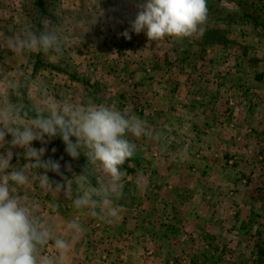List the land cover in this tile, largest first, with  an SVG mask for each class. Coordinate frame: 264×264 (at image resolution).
Here are the masks:
<instances>
[{
    "label": "crops",
    "instance_id": "1",
    "mask_svg": "<svg viewBox=\"0 0 264 264\" xmlns=\"http://www.w3.org/2000/svg\"><path fill=\"white\" fill-rule=\"evenodd\" d=\"M93 1V6L96 7L95 10L105 15L99 19V23L106 22L108 25L111 23V27L114 28L125 26V28L130 29L129 32L132 38L129 41V49L143 42L142 51L153 56V73L144 76L139 73L138 69L131 70L130 68L129 71L135 72L137 75V78L132 79L135 88L131 90L129 95L123 93L120 97L126 96L132 99V96L136 99L130 117L142 120L147 130L146 135L136 137L133 140V144L135 142L136 146L134 154L137 159L144 156L151 161L153 167L150 168L147 165L145 173L147 181L152 184V187L144 195V198L150 199L153 203V200L157 197L155 193L159 195L158 192L162 193L164 190L167 193L161 195L160 198L157 197L156 200H159V202L155 207L160 209L157 205L163 199L166 200L168 210L171 207H178V209L176 212L169 211L164 215L161 211L146 214L147 223L150 220L151 222L157 221V224L160 221L165 223L167 220L168 225L166 224V226L165 224L163 226H131L132 220L137 225L136 218L132 219V217L129 218L130 226H116V220L107 219L108 201L97 194V208L102 212L100 215L104 214L103 218L107 220L109 226H81L83 231L75 233L68 229V225L73 220L79 222L78 215L75 218H68L67 223V220L63 221L61 219L60 214L63 209L70 208L72 202L70 200L82 193V188L76 192L77 195H75V191L66 194L64 188L60 189L57 185L66 187L68 180V183L72 185L71 178H66L67 176L63 172L64 175L59 177L54 171L47 170L48 175L46 169L33 168V175L31 174L32 177H29L27 186L32 184L31 186L37 187V194L41 200L38 202L40 212L43 216L50 214L53 217L50 225L54 236L70 242L71 251L65 264H260L256 260L260 255V247H263L264 250V220H261L263 224L259 222V226L254 224L258 216H264V169L258 170V167L255 168L256 165L253 166L252 158H255V163L258 160H264V142L257 141L255 144L256 140L250 137L254 134L252 128L245 130L244 128L249 124H246L244 120L241 124L235 126H232V124L229 126L222 125L219 121L221 115L218 116L212 110H209L210 112L203 110L206 103L213 102L216 98L213 95H200L197 93L194 94L193 102L199 109L194 111L193 115L192 112L190 113L193 119H197V121L190 126L189 130L195 132L198 136L192 142L188 140L185 125L187 115L185 110L182 109L185 108V99L187 101V95L184 94V91H186L184 79L180 80L179 78L174 82L176 88L179 86V89L183 90H181V93L178 91V99L175 98V100L164 92L162 93L165 97L157 100V94L161 91L155 88L158 83L157 80L163 82L155 75L158 69H165L166 71L170 68L178 71L184 69V66L179 68V63H177L176 54L179 51V45L177 46V42L173 43L171 41L176 39V36H166L163 38L164 40L155 41L150 40L145 32L135 34L131 31V22L142 10L140 8L142 0H132L131 8L128 1L126 3L111 2L112 0ZM69 2L74 5H71L73 8L71 11L76 16V21L78 23L85 21L82 14L89 15L86 12L90 11L91 8L82 0L78 2L70 0ZM4 13L7 14V12L0 11L1 29L7 25ZM113 13L116 17L113 16ZM115 20L117 22H114ZM4 31L5 29H3ZM104 44H106L105 41ZM108 49L110 48L105 47L104 51L107 52ZM6 50L3 51L5 57L1 59L2 61L6 59V52H11L10 48H8V51ZM172 53H174L173 56H171ZM159 57L163 60L159 61ZM106 63L110 62H103L101 71L104 75H109L107 72L110 71V67ZM124 68L125 66L122 65L120 70ZM116 77L119 78L117 75ZM168 100L177 101L179 105L175 109L168 108V104L166 108L155 105ZM140 102L142 105L138 106ZM180 103L184 105H180ZM36 105L39 106V104ZM201 115L205 119L203 122ZM243 129L245 135H247L244 140L242 139ZM235 136H238L237 141L240 142L232 143ZM11 139V136L6 138L7 141ZM196 141L197 144L194 143ZM245 143L251 147L245 149ZM47 147L49 152L47 155L50 157L53 146L47 143ZM252 147L254 148L252 149ZM16 148L19 149V147L12 148L10 144L5 143L0 151L3 149L2 152L6 154L8 150ZM228 153L237 154V157L234 158L235 165L231 167L239 168L240 171L246 170L249 174L248 181L245 180V182L250 186L256 180L261 187L258 190L261 193H257V195L255 193L257 191L254 192L249 186L244 187L246 190H244V194L240 199V205L238 202H231L232 197L227 195L228 191H233L230 189L231 178L229 175L234 172V168L231 169L229 163H227L228 158L232 155ZM14 156L12 164L18 170L23 166L19 162V158H14ZM44 160L48 161V159ZM73 161L74 158L70 156L66 164L61 165V168L68 172V165H73ZM25 164L27 163L25 162ZM128 165L131 168L136 167V171L133 173L140 172L139 163L134 165V162L130 161ZM43 173L47 174L50 180L49 186L45 188L40 186L39 179L40 174L43 175ZM61 177H63L62 180ZM56 180H59V182ZM158 183L163 185L160 190L157 189ZM24 189L25 186L18 190L22 196L28 194L27 190L24 191ZM41 189H44L43 196L39 191ZM46 194L48 196L61 194L60 197L63 200L51 201L52 206H50L44 203ZM134 196L136 200L140 197L137 192L134 193ZM213 199L223 200L220 202L223 206L214 202ZM138 206L140 205L135 203L133 207L128 208L137 209ZM152 206H154V203ZM236 207L238 208L237 211L235 210ZM120 208L122 207L117 206L116 209H119L120 212ZM235 211L237 215H241L242 212L247 216L250 215L248 226H231L228 224L232 213ZM252 212H254L253 216ZM103 218L97 219V222L102 221ZM173 223L178 226H174ZM49 245L53 252L46 254L43 251L40 253L42 257L57 255L51 241Z\"/></svg>",
    "mask_w": 264,
    "mask_h": 264
},
{
    "label": "rangeland",
    "instance_id": "2",
    "mask_svg": "<svg viewBox=\"0 0 264 264\" xmlns=\"http://www.w3.org/2000/svg\"><path fill=\"white\" fill-rule=\"evenodd\" d=\"M69 1L70 0H63L62 2H56L54 12L59 16L61 22L58 21L55 23H49L51 27L48 28V30H55L63 37V41L61 43L63 49L62 53L66 52L67 55H65L67 58L71 62H75V64L80 68L81 72L85 76L93 81L100 80L106 84L107 87L105 95L100 100L98 105L102 104L106 106H114L116 109L126 113L130 117V112L133 109L136 99L132 96V99L126 96V98L120 97L121 92L125 95H129L131 90H134L135 88V83L132 81V79L137 78V75L135 72L129 71V69H138L139 73L144 76H146V74L153 73V56L145 54L142 51L143 42L142 44L138 43L136 46L132 48L130 47L131 49H129L130 40L126 39L122 34L125 31H129L130 29L125 28V26L114 28L111 27V23L108 25L106 22L99 23V19L105 15L100 14L97 10H95L96 7L93 6V0H82L91 9L90 11L86 12L89 15L82 14V18L85 21H81V23L76 21V16L71 11L73 9L71 7L73 3H70ZM78 1L80 0H75V2ZM101 1L98 0L97 2ZM114 1H120L123 3L128 1V3H130V8L132 7V0H112L111 2ZM141 2L143 3L145 0H142ZM26 3L27 0H0V11L7 12V14L4 13V19L7 23V25L3 27L5 31L3 32V29L0 28V110L4 109L3 96L7 92L8 88L13 84L15 78L19 77L20 75H29L32 73L33 63L30 53L34 51L14 52L11 50V52L8 53V48H10V39L16 35L28 31L23 13ZM113 16L116 17L115 13H113ZM114 22L117 21L115 20ZM204 30L205 26H199L198 31L193 35L178 38L176 36V39L171 40L173 43L177 42V46L179 45V51L176 54L177 60L179 61H177V63H179V68L184 66V69H182V71L173 69L171 70V68L168 71L165 69H158V71L155 72V75L163 81L160 82L157 80L158 83L155 86L157 90L161 91L157 94V100L163 99L165 97L162 92H164L169 97H173L174 100L175 98L178 99V91L181 93L182 89L180 90L179 86L176 88V83L174 82L179 78L180 80L184 79V83L186 84V91H184V94L187 95V101L185 99V108L182 109L185 110L187 115V119H185V125L187 129L186 137L188 140H191L192 142V140L198 136L195 134V132L189 130L190 126H192L193 123L197 121V119H193L191 116V114L193 115L194 111H198L199 109H197L193 102L194 94L197 93L200 95H213L216 98L213 102L206 103L203 110L208 112H210L209 110H212V112H216L218 116L221 115L219 121L222 125L229 126L232 124V126H235L241 124L242 120H244L246 121V124H249V126H246L244 129L248 130L252 128V133L254 134L250 137L256 140L255 144L257 141L264 142L263 41L257 40L252 35L242 34L240 29H235L229 34L231 41L226 45L215 44L213 46H208L205 51H200L198 42L201 39V34H203ZM104 41L106 44H104ZM105 47L110 49H108L106 52L104 51ZM4 50L8 52H6V59L2 61L1 59L5 57V52H3ZM173 54L174 53H172L171 56H173ZM161 57L158 58L159 61L163 60ZM106 61L110 62L106 63L110 67V71L107 72L109 75H104V73L101 71L103 62ZM122 65L125 66V68L120 70ZM116 75L119 76V78L116 77ZM154 77L155 76L153 75V78ZM188 85L191 86L188 87ZM84 93V88L79 83L72 81L62 74L57 75L47 71L40 73L31 82L28 90L30 101H33L34 104H39V107H42L45 103L53 100L58 103L64 100H70L75 104L84 105ZM167 104L168 108L173 109L179 105L177 101L171 100L159 102L155 105H160L166 108ZM182 104L183 103H180V105ZM141 105L142 103L140 102L138 106ZM202 115L201 120L203 122L205 119ZM245 130L243 132L244 135L242 136L243 140L247 136L245 135ZM9 136L11 135H8L7 137ZM237 137L238 136H235L232 143L240 142L237 141ZM135 138L136 137L131 133L127 134V139L130 142L133 143ZM45 139L47 141L46 143L34 141L33 147L36 149H40L42 147L46 149L43 159L49 160L50 158V160L56 161L60 165L66 164L67 159L70 157L64 149V143L61 137L57 135L51 139H48L47 137ZM47 143H50V145L53 146V152L50 157L47 155L49 153L47 150ZM194 143L197 144L198 142L196 141ZM248 147L251 146L245 143V149ZM253 148L254 147H252V149ZM2 150L0 152H2ZM10 150L13 151V153L16 152V154H14V158L18 157L22 166L25 165V162L29 163V161L24 156V149L19 147V149L16 148ZM228 154H232L230 156L234 158L235 156L237 157V154L235 153ZM234 158H229V160H227V163H229L228 165L231 169L234 168L231 167L234 166V164H231L230 160H234ZM149 161L150 160H147V158L144 156L139 158L138 162L140 165V172L138 173L126 171L123 166H121L122 175L118 182L119 189H122L126 183H129L130 189L132 188V192H137V195L140 196L138 197V200H136V203L140 206H138L137 209L122 207L120 208V212L118 209L117 216L114 219L112 218V221H117L116 226H130V217H132V219L136 218L137 222L136 225L132 220L131 226H163V224L166 226V224L168 225L167 220L165 223L160 221V223L157 224V221L151 222V220L149 223H147L148 220L146 214L149 212L154 214L156 211H161L164 215L169 211L176 212L178 209V207H171L168 210L166 200L163 199L160 200L162 202L157 205L160 207V209L155 207L157 202H159V200H156L157 197L160 198L161 195H165L167 193L164 190L162 193L157 191L159 195L155 193L157 197L153 200L154 206H152L153 203L150 199L144 198V195H146L147 191L152 187V184L147 181V175L145 173L147 171V165L150 166V168H153L151 161ZM252 161L253 166L256 165L255 168L258 167V170L264 169V160H258L255 163V158H252ZM234 162L235 161H233V163ZM94 165L102 186L111 185L113 183L111 177L102 171L99 164ZM153 165H155V163H153ZM68 170V172H65L64 168H60L61 174L56 173V175L60 177L61 175L65 174V176H67L66 178L72 179L73 186L71 192L75 191V195H77L76 192L82 187H85L84 189L92 190L94 204L92 207L79 209L76 208L73 204V201L82 194L80 193L78 196L70 200L72 201L70 203L71 209L68 208L69 210H62V213L60 214L61 219H63V221L67 220L68 223V218H75L78 215L79 219H77L79 220L81 226H109L107 220L103 218L104 214L100 215L102 212L97 208L98 200L96 195L99 191L92 187L89 183L85 182L84 177L79 175L80 173L74 168L73 165H68ZM233 171L234 172H231L229 177L231 178L230 189H232L234 193L233 191H228L227 195L228 197H232L231 202H238L240 205V199L244 194V190H246L244 187L249 186L248 183L245 182V180L248 181L249 174L246 170L240 171L239 168H234ZM27 173L31 178L33 175V168H28ZM47 174L49 175L48 172ZM54 178L57 179L56 177ZM62 178L63 177H61V180ZM56 181L59 182V180ZM31 185L25 186V189L27 190L26 192H28L27 195L23 192L22 193L25 194L24 197L27 199L35 200L38 203L41 200L37 194V187ZM162 187L163 185L158 183L157 189L160 190ZM249 187L250 189L254 190V192L257 191L255 192L256 195L257 193H261L258 192V190L261 188L260 183L256 182V180H254ZM39 191L41 192V196H43L44 189ZM58 193H60V191H58ZM60 195L61 194L58 196H48L46 194L44 203L52 206L51 201L63 200ZM107 201L109 208H117L115 202L111 200ZM213 201L223 206L222 203L220 204V202L223 200L213 199ZM109 208H107V211ZM237 209L238 208L236 207L235 210L237 211ZM236 211L232 213L231 220H229L228 224L231 226H248L250 215L247 216L244 212H242L241 215H237ZM253 213L254 212H252V216ZM44 217L47 219L50 225L53 217L50 214H45ZM99 218H103V220L97 222V219ZM110 218L111 217H107V219ZM261 220H264V216H258L254 225L259 226V222L263 224ZM173 225L178 226L174 223ZM43 251L46 254H50L53 252V249H51V246L48 245L41 250V252Z\"/></svg>",
    "mask_w": 264,
    "mask_h": 264
},
{
    "label": "clouds",
    "instance_id": "3",
    "mask_svg": "<svg viewBox=\"0 0 264 264\" xmlns=\"http://www.w3.org/2000/svg\"><path fill=\"white\" fill-rule=\"evenodd\" d=\"M141 11L131 22L135 34L145 32L150 40H161L166 36L188 37L198 31L207 16L206 0H145ZM131 39L129 31L122 34ZM63 37L55 30L39 33L28 30L9 41V47L18 51L59 52ZM131 133L139 138L147 134L144 122L129 117L114 106L79 105L64 100L50 101L36 109V114L25 119L19 108L6 106L0 110V148L5 143L12 148L25 150L29 161L22 168L12 164L13 151L0 152V264H65L71 251L70 242L57 238L51 225L42 215L35 200L20 195L19 189L29 182L27 169L40 168L60 173L61 165L53 160L43 159L46 149L33 147L34 141L46 143L59 135L66 145V152L78 158L82 150L93 164H99L102 171L111 177V185L102 186L106 196H119L121 166L130 159L136 146L127 139ZM11 135L10 141L6 137ZM73 137L76 141L73 142ZM40 186H49L47 174H40ZM69 181V180H68ZM57 185L70 194L72 185ZM76 208L92 207L93 192L82 187V194L73 201ZM118 209L109 208L107 216L115 218ZM68 229L79 233L83 231L80 223L73 220ZM52 242L57 255L41 256L40 250Z\"/></svg>",
    "mask_w": 264,
    "mask_h": 264
},
{
    "label": "trees",
    "instance_id": "4",
    "mask_svg": "<svg viewBox=\"0 0 264 264\" xmlns=\"http://www.w3.org/2000/svg\"><path fill=\"white\" fill-rule=\"evenodd\" d=\"M60 1L62 2L63 0H27L23 12L27 30L39 33L40 31L48 30L51 27L49 23L61 22L59 16L54 12L56 2ZM206 7V19L200 25L205 26V30L201 34V39L198 42L200 51H205L208 46L215 44L226 45L231 41L229 34L235 29H240L242 34L252 35L264 43L263 0H206ZM62 50L61 44V50L59 52H31L30 57L33 63L32 73L29 75H20L15 78L13 84L3 96L4 108L6 106L19 108L25 114V119L34 116L36 109L40 107L30 101L28 90L31 82L44 71L57 75L62 74L72 81L79 83L85 91L83 104L98 105L105 95L106 84L100 80L93 81L85 76L75 62H71L67 58L66 52L62 53ZM72 139L73 142L76 141L75 137ZM63 146L66 151L65 143ZM229 158L234 157L230 156ZM138 160L134 154L122 166L126 171L135 172L136 167L131 168L128 163L133 161L134 165H138ZM233 164L235 165V162ZM73 166L84 177L85 182L98 190V194L106 200H111L120 207H133L135 205L136 198L134 192L131 190L132 188L130 189L129 183H126L122 189H119L120 194L118 197L104 195L101 191L102 184L97 176L95 165L88 159L86 149L82 150L78 158H74ZM256 261L264 264L263 247H260V255Z\"/></svg>",
    "mask_w": 264,
    "mask_h": 264
},
{
    "label": "built area",
    "instance_id": "5",
    "mask_svg": "<svg viewBox=\"0 0 264 264\" xmlns=\"http://www.w3.org/2000/svg\"><path fill=\"white\" fill-rule=\"evenodd\" d=\"M231 161V164H233V160H230Z\"/></svg>",
    "mask_w": 264,
    "mask_h": 264
}]
</instances>
